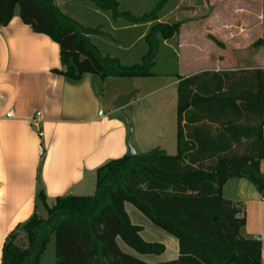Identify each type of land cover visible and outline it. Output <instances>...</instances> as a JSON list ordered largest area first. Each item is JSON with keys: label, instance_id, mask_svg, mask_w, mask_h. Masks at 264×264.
Instances as JSON below:
<instances>
[{"label": "trees", "instance_id": "trees-1", "mask_svg": "<svg viewBox=\"0 0 264 264\" xmlns=\"http://www.w3.org/2000/svg\"><path fill=\"white\" fill-rule=\"evenodd\" d=\"M73 1L108 14L113 22L149 25L139 61L122 64L117 57L102 56L90 40L98 31L64 13L55 0H0V26L18 9L34 33L58 44L62 70L54 73L73 84L86 74L102 80L153 77L160 47L179 33L180 23L159 22L164 0L140 15L122 10L117 0ZM254 46L264 47V40ZM175 78V155L157 147L109 160L95 171L92 195L56 197L51 206L39 189L36 202L45 218L34 214L8 234L1 264H40L52 234L54 264H147L122 252L117 240L140 255H161L164 245L141 239L142 228L130 222L125 203L177 241V259L158 264H261L260 242L241 235L244 207L223 198L222 187L230 179H245L264 199L259 170L264 161V70ZM20 237L24 242H18Z\"/></svg>", "mask_w": 264, "mask_h": 264}, {"label": "crops", "instance_id": "crops-1", "mask_svg": "<svg viewBox=\"0 0 264 264\" xmlns=\"http://www.w3.org/2000/svg\"><path fill=\"white\" fill-rule=\"evenodd\" d=\"M117 1L120 5L121 0ZM184 1L174 0V10ZM56 2L60 9L68 3L78 4L73 0ZM187 8H181V12ZM162 19L163 16L159 21ZM183 20L191 18L182 16L178 21ZM116 27L119 28L111 25L109 28L118 36L115 39L118 44L142 39V34L137 36L136 26ZM185 33L177 48L189 46L198 56L193 67L202 69L188 75L178 73L179 76L204 71L239 74L264 70V47L254 46L264 40V0H202V46L188 39L191 30ZM97 35L90 36L95 46ZM56 70H62L58 44L34 33L21 21L16 9L10 22L0 26V264L2 245L8 234L32 215L41 217L40 204L36 202L39 189L43 190L48 206L56 197L90 196L95 189L96 169L127 154L128 127L121 113L129 103L118 92L113 96L119 100L116 103L108 102L104 95L106 79L115 78L102 80L86 74L73 84L55 74ZM95 79L100 82L98 86ZM177 83L175 78L173 85ZM104 108L107 113L102 112ZM33 118L37 122L33 123ZM148 119L153 132V116ZM176 131L175 125V142ZM155 143L169 154V148ZM236 151L241 152L242 147ZM259 170L264 175V161L260 162ZM222 196L244 207L245 226L241 235L260 242L261 264H264V199L245 179L228 180L222 187ZM124 210L130 222L142 228L139 235L143 241L160 243L165 248L161 255L136 258L147 264L177 259L178 245L173 237L152 225L132 205L125 203ZM119 241L120 250L133 255Z\"/></svg>", "mask_w": 264, "mask_h": 264}, {"label": "rangeland", "instance_id": "rangeland-1", "mask_svg": "<svg viewBox=\"0 0 264 264\" xmlns=\"http://www.w3.org/2000/svg\"><path fill=\"white\" fill-rule=\"evenodd\" d=\"M56 1L58 0H55V3H57ZM159 1L161 0H121L120 8L132 14L140 15L150 11ZM164 1L159 12V16H163L161 22L180 23V29L179 33L166 43L167 46L160 47L157 58L155 59L156 65L152 70L154 76L146 78L106 79L107 84L104 90V95L108 102H118L119 100L113 97L117 95L118 92V95L122 96V98L129 103L126 109L121 113V118L127 122V144L137 154L157 148L155 145L157 143L155 142L169 148V154H175V125L178 93L177 86L173 85V81H175V76L178 73L188 75L202 69V67H193L198 56L193 50L188 48L189 46L182 50L177 48L179 41L185 37L184 34H186V30H191L192 32L188 39L196 41L202 46V0H185L178 10H174L173 8L176 0L175 3L174 0ZM74 3L78 4L72 5L68 3L65 5L66 7H62L63 9L61 10L83 25L87 26L86 22L91 23L93 27H90V25L88 27L98 31L97 34H99V36L97 35L98 40L96 41V48L102 56H112L113 54L117 58H121L120 61L122 64H132L139 61L145 49L144 41L142 39L137 41H133L135 39H129L125 42L123 40L121 44H118L115 40L118 39V36L109 28L110 25L112 28H119L116 26L120 25L128 26L127 23L122 20L113 22L108 14H101L99 12V14H97L94 12L96 10L88 4L75 1ZM59 4L61 3L59 2ZM185 6L189 7L187 8L188 10L181 12V8ZM182 16H188L191 20L179 22L178 20H181ZM147 28L148 25L138 27L137 36L139 34L144 35ZM211 40L213 39L211 38ZM213 42L215 43L214 40ZM97 45L100 46L101 49ZM126 56L127 58H125ZM99 83L100 82L95 79L94 84L98 86ZM102 112L107 113V108L102 109ZM150 115L153 116V132H150L149 129L150 123L148 117ZM150 134L153 135L154 138H151ZM157 137L159 138L157 139ZM92 194L93 192L90 193V195ZM38 212L42 218H45V210L41 205L39 206ZM18 242L22 243L24 239L20 237ZM119 244L122 248L133 254H129L130 256L134 258H136L135 256H140V254L126 247L122 241H119ZM54 263L55 239L52 234L49 236L45 250L41 256L40 264Z\"/></svg>", "mask_w": 264, "mask_h": 264}, {"label": "built area", "instance_id": "built-area-1", "mask_svg": "<svg viewBox=\"0 0 264 264\" xmlns=\"http://www.w3.org/2000/svg\"><path fill=\"white\" fill-rule=\"evenodd\" d=\"M99 115H101V113H99ZM11 116V113H8L7 114V117H10ZM32 122L35 123L37 122L35 118L32 119ZM38 136L39 137H42V132L41 131H38Z\"/></svg>", "mask_w": 264, "mask_h": 264}, {"label": "water", "instance_id": "water-1", "mask_svg": "<svg viewBox=\"0 0 264 264\" xmlns=\"http://www.w3.org/2000/svg\"><path fill=\"white\" fill-rule=\"evenodd\" d=\"M127 155L129 156L135 155V151L130 146H128Z\"/></svg>", "mask_w": 264, "mask_h": 264}]
</instances>
